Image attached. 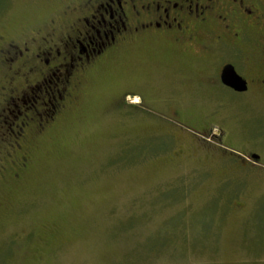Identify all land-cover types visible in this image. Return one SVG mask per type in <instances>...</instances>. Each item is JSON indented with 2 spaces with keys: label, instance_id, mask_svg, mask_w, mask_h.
<instances>
[{
  "label": "rangeland",
  "instance_id": "rangeland-1",
  "mask_svg": "<svg viewBox=\"0 0 264 264\" xmlns=\"http://www.w3.org/2000/svg\"><path fill=\"white\" fill-rule=\"evenodd\" d=\"M83 2L0 0V51L72 36ZM177 54L115 52L44 129L0 60V264H264V89L170 91Z\"/></svg>",
  "mask_w": 264,
  "mask_h": 264
},
{
  "label": "flooded vegetation",
  "instance_id": "flooded-vegetation-1",
  "mask_svg": "<svg viewBox=\"0 0 264 264\" xmlns=\"http://www.w3.org/2000/svg\"><path fill=\"white\" fill-rule=\"evenodd\" d=\"M82 10L72 36L55 40L52 34L39 35L22 46L7 44L0 51L1 62L14 76L9 81L8 101L23 107L17 116L26 114L25 110L32 113L31 121L41 122V129L64 111L75 87L77 100L91 69L143 41L177 47L181 59L174 64L161 62L163 70L179 74L167 83L170 91L197 90L217 82L235 94H245L251 81L264 89V0H84ZM193 65L198 70L209 69L211 78H192L199 75L189 70ZM229 67L246 82L245 92H235L222 83V73ZM16 76L25 77L23 87L14 85ZM134 93L127 89L120 100L128 102ZM22 129L17 133L21 135ZM254 161L259 163L260 157Z\"/></svg>",
  "mask_w": 264,
  "mask_h": 264
},
{
  "label": "water",
  "instance_id": "water-1",
  "mask_svg": "<svg viewBox=\"0 0 264 264\" xmlns=\"http://www.w3.org/2000/svg\"><path fill=\"white\" fill-rule=\"evenodd\" d=\"M221 81L225 86L231 88L235 92L242 93L246 91V82L238 76L231 67L224 69ZM251 158L253 160H258L259 156L254 154Z\"/></svg>",
  "mask_w": 264,
  "mask_h": 264
},
{
  "label": "bare ground",
  "instance_id": "bare-ground-1",
  "mask_svg": "<svg viewBox=\"0 0 264 264\" xmlns=\"http://www.w3.org/2000/svg\"><path fill=\"white\" fill-rule=\"evenodd\" d=\"M133 101H137V98H134Z\"/></svg>",
  "mask_w": 264,
  "mask_h": 264
}]
</instances>
